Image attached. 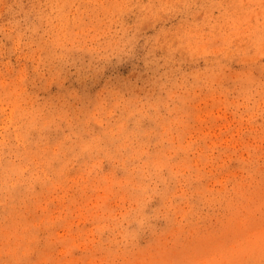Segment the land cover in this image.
Segmentation results:
<instances>
[{"label":"rangeland","instance_id":"rangeland-1","mask_svg":"<svg viewBox=\"0 0 264 264\" xmlns=\"http://www.w3.org/2000/svg\"><path fill=\"white\" fill-rule=\"evenodd\" d=\"M0 264H264V0H0Z\"/></svg>","mask_w":264,"mask_h":264}]
</instances>
